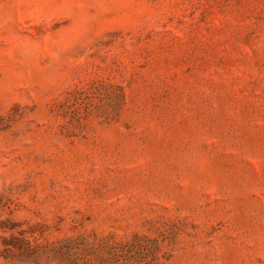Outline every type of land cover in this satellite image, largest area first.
Segmentation results:
<instances>
[{"label": "rangeland", "instance_id": "obj_1", "mask_svg": "<svg viewBox=\"0 0 264 264\" xmlns=\"http://www.w3.org/2000/svg\"><path fill=\"white\" fill-rule=\"evenodd\" d=\"M0 264H264V0H0Z\"/></svg>", "mask_w": 264, "mask_h": 264}]
</instances>
